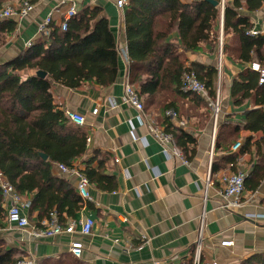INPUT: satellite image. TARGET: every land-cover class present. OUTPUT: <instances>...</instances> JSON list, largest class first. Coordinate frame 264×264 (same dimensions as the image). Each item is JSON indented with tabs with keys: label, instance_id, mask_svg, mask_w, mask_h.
I'll return each instance as SVG.
<instances>
[{
	"label": "crops",
	"instance_id": "0c3cea01",
	"mask_svg": "<svg viewBox=\"0 0 264 264\" xmlns=\"http://www.w3.org/2000/svg\"><path fill=\"white\" fill-rule=\"evenodd\" d=\"M33 9L24 19H14L15 31L7 37L3 50L0 49V62H6L40 36L38 27L47 16L58 27L64 14L72 6L76 14L82 10L99 9L116 39L119 71L115 82L108 87H99L85 82L77 89H69L52 83L51 94L56 107L71 110L85 116L81 129L86 133V152L73 165L84 169L83 162L92 159L90 166L101 167L102 171L114 177L112 191H102L91 185V201L83 202L74 217H66L65 224L74 222L76 233L60 235L52 239L33 241L25 231L3 220L4 230L0 233L7 250H13L17 258H29L36 264H187L191 263L196 247L199 246L202 261L216 260L219 264H239L256 253L264 252V180L254 190L245 191L240 206L233 210L225 209L219 195L218 179L222 174L244 173L246 178L255 158L240 155L232 163H224L225 156L235 154L232 147L243 143L245 138L254 140L260 134L234 128L241 125L246 111L256 109L252 102L234 106L230 97V86L234 78L245 68L259 71V64L245 63L237 59L235 51L238 40L232 33H223L224 4L231 0H220V15L215 27L210 31L221 34L223 47L219 54V43H202L197 52L185 51L180 47L179 36L171 28L167 42L174 46L186 65L202 64L219 69L215 81V96L168 97L155 93L150 98L142 96L143 120L133 108L122 102L123 85L127 78L128 56L124 27L123 10L114 6L115 0H31ZM191 4L198 0H179ZM29 2V1H26ZM21 0H6L3 9H20ZM244 5V2L242 1ZM246 17L250 29L259 32L255 37L264 38V1L254 10L239 9ZM248 30V31H249ZM210 37V40H211ZM221 41V43H222ZM136 88V87H135ZM137 90V88H136ZM217 99L219 112L214 117L209 101ZM175 119L164 115L172 110ZM98 108L96 115L92 110ZM164 110V111H163ZM166 120L189 133L195 140L188 146L187 161L184 165L178 159L166 160L161 147L149 133L148 122H153L167 130ZM182 122L184 125H179ZM225 128L221 129V125ZM167 132V131H166ZM216 141L220 147L216 148ZM236 141L235 143H233ZM229 149V150H228ZM213 163L219 170L212 172ZM56 176L61 174L55 168ZM64 177V176H63ZM76 190V179L65 177ZM210 180L211 185H208ZM77 192V191H76ZM30 222L38 219V212L24 211ZM253 214L255 219L245 216ZM89 218L93 227L89 235H81L80 222ZM71 241L83 244L79 259L68 252ZM230 241L233 246L220 247V243Z\"/></svg>",
	"mask_w": 264,
	"mask_h": 264
},
{
	"label": "trees",
	"instance_id": "16d2710c",
	"mask_svg": "<svg viewBox=\"0 0 264 264\" xmlns=\"http://www.w3.org/2000/svg\"><path fill=\"white\" fill-rule=\"evenodd\" d=\"M26 1L32 4L31 0H21L20 6ZM213 1L220 3V0ZM263 1L231 0L223 9V33H232L237 38V59L250 64L255 60L260 70L245 68L230 86L234 106L252 102L257 107L244 113L241 125L234 131L243 130L260 134V137L256 140L245 138L238 151L223 160L232 163L244 154L255 158L245 179V188L250 191L264 180V78L260 81L261 72H264V38L246 34L250 24L239 9L245 7L251 12ZM5 2L0 0V9ZM218 5L206 0L191 4H182L179 0H130L123 10L129 59L127 76L137 88L140 99L144 95L150 98L155 93L164 98L193 96L198 99L180 91L181 76L185 72L195 74L205 85L208 97L215 96L217 68L198 63L186 65L174 52V46L167 42V35L174 27L180 47L197 52L200 44L216 40L215 35L210 40V31L219 19ZM14 19H0V48L16 29ZM38 71L45 73V78L37 76ZM118 71L115 36L97 8H86L76 14L68 21L66 30L52 25L49 36L40 37L16 57L0 63V174L30 202L29 213L37 211L38 219L56 212L59 223L64 226L65 218L74 217L83 204L72 184L52 172L55 164L72 166L81 159L87 140L81 127L70 123L54 104L50 91L52 83L69 89H77L85 82L108 87L115 82ZM20 72L27 75L21 77ZM174 104L168 105L173 111ZM163 124L187 159L188 146L195 143L194 138L169 120ZM225 127L221 125V129ZM219 145L216 141L215 147ZM91 163L92 159L83 162L82 169L89 183L102 191H112L114 177L105 174L101 167L92 168ZM211 170L215 172L219 166L213 163ZM2 204L0 190V224L4 220ZM19 259L0 240V264H15ZM239 264H264V252Z\"/></svg>",
	"mask_w": 264,
	"mask_h": 264
},
{
	"label": "built area",
	"instance_id": "2783aa9c",
	"mask_svg": "<svg viewBox=\"0 0 264 264\" xmlns=\"http://www.w3.org/2000/svg\"><path fill=\"white\" fill-rule=\"evenodd\" d=\"M130 0H115L114 6L118 10H124L129 5ZM33 9V6L24 2L18 11H15L11 7L5 9H0V19L17 18L24 19L28 13ZM76 15V8L72 6L64 14V18L60 24L61 30H66L67 23L69 20L74 18ZM52 20L50 16L41 23L38 27V35L49 36L52 26ZM248 36L255 37L259 35V32L252 30L247 31ZM221 44V40L219 45ZM30 47V46H29ZM264 78V72H261V82ZM180 91L183 94H193L203 98L209 99L208 91L203 83H201L193 72H185L181 76V88ZM122 102L128 107L133 108L138 112V121L142 125L143 120V103L138 96V92L134 85H132L128 79L123 85ZM219 102L217 99L214 101H209V106L213 110L214 117L216 118L219 112ZM98 108L92 110V114L96 115ZM64 116L75 126L81 127L85 124V116L71 111L63 110ZM164 115L168 118L175 119L176 113L173 110H166ZM179 125H184L180 122ZM149 133L157 141L161 147V153L166 160L178 159L184 165L188 164L187 159L184 157L182 151L177 148L174 144L173 137L171 134L165 131L161 126L155 125L153 122H148ZM240 147V143L235 144L232 150H237ZM55 168L64 177H74L76 179V191L78 196L83 202L91 201V196L89 193V188L91 184L89 183L86 176L83 174L82 169L79 166L72 165L66 166L64 164H55ZM245 179L246 175L244 173H228L222 174L218 179L219 184V195L223 200L222 206L225 209L233 210L240 206V200L245 191ZM209 180V178H208ZM208 185H211L210 180ZM0 190L2 193L3 204L2 208L4 210V222L8 225H14L16 229L20 231H25L27 235L33 240L38 241L42 239H52L56 236L63 234L73 235L76 233L77 225L74 222H70L61 225L58 221V216L56 212H51L47 218H44L39 222H30L29 218L24 214V211L29 209L30 202L20 196L14 187L0 174ZM249 219H255L253 214H247L245 216ZM93 227V221L89 218L84 219L80 222L79 234L85 236L89 235ZM4 230L3 225L0 224V233ZM233 246L230 241H224L220 243V247L229 248ZM83 244L79 241H71L68 246V252L76 259H79L82 254ZM15 264H36L32 259L20 258ZM191 264H219L216 260L202 261L200 258L199 246L196 247Z\"/></svg>",
	"mask_w": 264,
	"mask_h": 264
},
{
	"label": "rangeland",
	"instance_id": "374dc122",
	"mask_svg": "<svg viewBox=\"0 0 264 264\" xmlns=\"http://www.w3.org/2000/svg\"><path fill=\"white\" fill-rule=\"evenodd\" d=\"M215 26V25H214ZM214 35L215 36H217V34L216 33H213V31H212V37H211V40H213L214 39ZM217 38H218V41H217ZM217 38H216V40L215 41H217V44L220 42V40L222 41V36H221V34L219 35V36H217ZM7 40V39H6ZM224 40L225 39H223V41H222V43L219 45V54H220V52L222 51V47H223V44H224ZM6 43H7V41H6ZM6 43L0 48L1 50H3L4 48H5V45H6ZM4 51V50H3ZM221 56L220 55H218V69H219V58H220ZM0 63H3V62H0ZM27 74L26 73H24V72H20V76L21 77H25Z\"/></svg>",
	"mask_w": 264,
	"mask_h": 264
},
{
	"label": "water",
	"instance_id": "95a60500",
	"mask_svg": "<svg viewBox=\"0 0 264 264\" xmlns=\"http://www.w3.org/2000/svg\"><path fill=\"white\" fill-rule=\"evenodd\" d=\"M206 1L209 2V3H211V4L214 5V6H217V5H218V3L215 2V1H213V0H206ZM36 75L39 76V77H41V78H45V76H46L45 73L40 72V71L36 72ZM42 157H43L44 159H46V156H45V155H42Z\"/></svg>",
	"mask_w": 264,
	"mask_h": 264
}]
</instances>
